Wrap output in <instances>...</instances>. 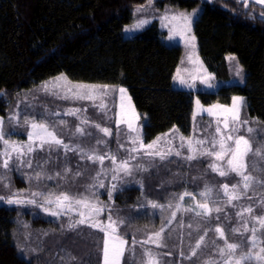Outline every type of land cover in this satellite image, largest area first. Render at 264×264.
<instances>
[{
    "label": "trees",
    "instance_id": "trees-1",
    "mask_svg": "<svg viewBox=\"0 0 264 264\" xmlns=\"http://www.w3.org/2000/svg\"><path fill=\"white\" fill-rule=\"evenodd\" d=\"M165 4L183 10L201 4L193 33L201 60L217 77H227L228 54H234L244 69L242 84H223L214 92L198 91L200 101L229 104L233 95H241L244 102L240 114L264 125V3L257 0H248L247 6L241 0H152L151 3L161 9ZM141 5H149V0H0V116L4 127L8 112L18 102L24 105L26 94L50 77L64 74L72 81L124 85L135 109L145 117L142 132L145 142L172 128L188 135L192 95L171 85L182 47L164 41L156 19L132 37L122 34L123 27L136 19L134 11ZM28 96L39 98L33 93ZM51 154L39 180L30 175L34 172L15 165L0 168V176L8 180L5 186L0 180V196L5 197L0 200V264H101L102 232L86 225L70 229L68 225L74 218H55L41 209L7 203L12 189L17 194L39 186L42 192L62 191L56 172L67 181L64 189L69 195L77 198L88 195L91 200L103 203L114 220L124 221L118 233L127 241V250L120 264L140 261L144 249L163 255L160 258L163 264H176V260L199 264L198 259H218L214 252L225 244L215 232L217 226L225 229L228 242L235 240L230 220L220 213L203 219L183 208L175 209L177 202L182 206L186 203L185 199L179 201L180 194L189 192L204 201L198 194L205 186L215 190L223 182H230L229 176L218 177L207 171L195 178L194 166L179 157L149 161L143 173L135 170L136 177L129 176L127 184L117 186L110 199L111 187L106 182L102 188H91L95 190L92 194L86 188L84 184L92 174L84 173L82 165H72L75 159L71 152L54 158ZM65 165H70L67 172ZM73 180L77 183L72 184ZM134 181L143 183V190ZM150 201L165 207L153 208ZM169 203L172 208L167 207ZM173 211H177L176 219L165 227L160 247L139 243L159 231ZM107 214L104 211L101 219ZM181 219L188 224L181 227ZM190 224L192 228L188 227ZM197 225L200 229L206 226L207 238L205 247L193 257L190 245L204 235V231H197ZM133 240L137 241L135 245Z\"/></svg>",
    "mask_w": 264,
    "mask_h": 264
},
{
    "label": "rangeland",
    "instance_id": "rangeland-1",
    "mask_svg": "<svg viewBox=\"0 0 264 264\" xmlns=\"http://www.w3.org/2000/svg\"><path fill=\"white\" fill-rule=\"evenodd\" d=\"M194 10H195V16L193 22L202 10L201 4L188 10L179 9L167 4H165L162 9L160 8V6H152V5L145 6L142 11H137L136 8L134 11V13L136 14V19L133 22L125 25L122 30V34L124 37H132L136 35L141 29H143L146 25H148L152 20L156 19L160 30L164 33V38H163L164 41L167 44H177L182 47V53L179 63L172 74L171 85L174 88L186 90L190 92L192 95V102H193L192 120H191L190 133L188 135H182L179 131L174 132L173 131L174 128H172L167 132L158 134L151 141L145 142L142 138L143 123L145 122V117L141 116L135 109L132 100L130 98V95L124 85H120V84L109 85V84H101V83L78 82L68 79L64 74H58L41 82L40 84L37 85V87L33 89L31 93L37 94V96H39L40 99L39 98L33 99L32 96H28L31 93L26 94V96L24 97L25 104L23 105L18 102L13 107V110H11V112H8L9 114L7 115H9L8 116L9 119L5 120V127L4 124L0 125V129H2L5 139H8L12 142L27 144L29 143L28 132L31 129L28 125L24 123V121L28 120L30 123L31 122L46 123L49 125L50 131L53 130V128L55 129L59 138H61L65 144L71 146L80 145L86 150L88 154H91L92 150L95 149L96 155H104V154L115 155L118 158V161H120V160L129 159L128 149L132 147L138 148L140 140H142L145 145L151 144L153 141H156L158 137H163V135L167 133L168 134L167 138L160 140V142L155 146V151L168 152L169 149H172V154L169 155L168 158L173 157L177 159L179 157L180 159L186 160L188 164L191 163L190 165L194 166L195 168L194 171L192 172L195 178L202 177L203 175H205L207 171H211L212 173H215L218 177H220V175L217 172L212 171L210 165L213 164L214 162L217 164L225 165V170H226V161H214V158L211 156L200 155V152H203L205 148H210L211 145L210 144H205L203 146L194 145V147L198 148V151H196L195 153H190L187 146H185L184 148H180L181 145L180 137L183 136L185 138H193V141L195 139L211 140L212 136L215 134L218 121L222 120L221 114L224 113L225 109L232 107L233 104L232 98L234 96H239V97L242 96L233 95L229 104H222L218 102L204 104L199 99L198 91L214 92L223 84H242L244 81L245 72L234 54H228L225 56V60L227 62V71H226L227 77L225 79L217 77V75L213 71H210L205 66V64L203 63V61L201 60L198 54L197 39L193 33V22L191 24L190 32L180 33L178 29L179 26L182 25V21H180L179 19L176 21L171 20L172 16L179 17L181 14H192ZM163 17H167V19H164ZM139 20H146L147 23H145L140 28H134L133 26ZM174 29H177L176 34H173ZM192 36L195 37L194 42L191 41ZM229 57H235V59L230 60L228 59ZM238 67L242 70L240 75H237ZM177 75L183 76L189 83L194 82L196 85L195 88H189L186 85H181L177 80L174 79V77H176ZM209 75L212 77L210 83H212L214 87H207L206 85L202 84L199 79H196L195 81L192 80L193 76L199 77V76H209ZM45 85L47 86V90H45ZM79 85H88V86L108 85L110 90L107 93L99 92V91L94 93V99H78L75 98L73 94L68 90L75 89ZM120 88L126 89V94L123 98L121 97V93L119 92ZM197 100H199L200 102L199 105H197L196 103ZM213 106H217V107L213 108ZM209 108H213V113H215L214 115L209 114L207 111H204ZM77 109L80 110L77 115L67 114L68 112ZM125 110L127 111V115H125ZM118 114L123 119L133 120L132 130L128 128L126 123L121 124L119 130L117 129L116 119ZM14 115H16V118L10 119ZM99 116H101L102 118H100ZM136 116H138V119H135ZM0 118L2 117L0 116ZM84 120H87L88 123L81 124V121ZM240 120L248 121V123L236 124L235 127L237 131L234 133V135L245 136L246 138H249L252 141L253 149L260 147L261 145H264V125L253 118H247L245 116H242L241 114H240ZM61 121H64L65 123L61 124ZM94 124H100L101 127L110 128L112 130V135L105 136L102 132H99V130L93 126ZM78 125L83 127L86 133H92V135L79 136L75 134V130ZM219 126L223 128L222 123H220ZM248 128H252L254 131L249 133ZM21 135L24 136V139L19 138ZM100 139H103L105 143L97 144V140ZM132 139L137 140V143L135 145L129 143V141H131ZM121 144L124 145L123 148L120 147ZM228 144L234 147V143L232 141H229ZM4 150H5V146L3 145V142L0 141V152H3ZM176 151H180L181 154L176 155L175 154ZM50 152H52L51 155L53 156V158L57 156V154L67 155L69 152H71V157L75 159L72 165H74L75 167L82 165L84 166V170H83L84 173L91 172L92 175L89 176V178H87L88 182L84 184L86 188L90 189L91 194L95 192V190L91 188L93 187L102 188L99 186L101 181H103V183L106 182L107 186L109 185V187H111L112 184H116L117 186L127 184L126 179L129 176H124L123 174H121L120 179L118 180L112 179V176L115 175L116 173L110 171V169L115 167L110 159H106L102 165L99 162V160L93 162L92 160H88L86 156L84 159H81V156L78 152L66 150L63 146L53 145L51 149H49V147L45 145L43 150L37 149V151L30 154L29 157L25 158L32 160L33 163L32 168H28L26 163L24 166H20L19 161H15L11 165H15L16 168H21L23 170L27 169L34 172L30 174L32 176L33 174L35 175L36 172L41 171L44 165H47L48 159L50 158L48 156L50 155ZM132 155L136 156V159L130 160L129 161L130 164H132L133 166L142 165L143 168L145 166V163L149 161L154 162L155 160H160L159 157L145 156L143 152H141L140 154L132 153ZM188 155H195L197 158L193 160H188L186 159ZM2 159L3 157L0 156V161H2ZM194 160L197 161L195 162ZM171 161H173V159H171ZM247 164H248V171L250 174L256 177L257 180H264V159H260L258 156L250 154L247 157ZM37 165H41V167H37ZM64 167H65L64 170L70 169V165H65ZM102 168L109 171H107V174L101 173V175L97 177V173L101 172ZM139 171H142L143 173V170H136V172L138 173ZM58 173L59 172H56L55 174L57 175ZM57 176L62 185L60 187L62 191L50 190L49 192H42L43 188L42 187L40 188L39 186L37 189L33 187L35 190L34 189L30 190L28 188L23 189V191H20V193L17 194L14 193L12 189L11 191L12 194L9 197L12 198L18 197L26 202L21 204L13 203L11 205H18V206H22L23 208H29V209H38V210L41 209L44 214L53 216L50 214V212L44 211V207H49V205L45 204L44 201L46 198H49V194H52L51 198L54 199L55 196L59 195L60 193H67L66 189H64V186L68 185L66 183L67 181L63 178L62 174L59 173V175ZM130 176L136 177L135 169L132 175ZM228 176L231 177V181L230 182L225 181L222 184H220L218 188H215V190L212 193V197L209 200L203 201L198 196H194V195L192 197H185L184 199L186 200L185 203L186 205L184 204L182 208L185 209L189 207H194L198 202L199 203L207 202L209 203L210 207H212L213 209H215L216 207L221 208L222 210L220 212L213 211L211 215L213 214L216 215L217 213H220V215L224 216L227 220H230L229 222L230 230L232 231L233 229L237 230L235 232L233 231V233H235L236 235L235 234L233 235L234 236L233 239L235 240L231 242L232 243H240L241 241L247 242V240L251 237L250 229L256 228L257 251H258L259 248L261 247L260 242L264 241L263 238L264 231L260 230L261 226L254 218L257 216L264 217V186H261L259 183L254 184L247 191V194L242 196L240 200L234 201L233 204H228L227 197L224 195L221 186L224 184H228L231 188V185L238 184L241 179L235 173H230ZM1 182H3L4 186L8 184V180L2 179ZM74 183L76 184L77 182L73 180L72 184ZM82 183L84 182H81V184ZM134 183L139 185V187H141L143 190L144 188L143 183L138 181H134ZM90 185L92 187H89ZM33 193H41V195L33 196ZM33 199L36 201V203H27V201ZM212 201H216V203H212ZM248 207H251L253 209L251 213L243 211V209ZM74 208H75L74 211L66 210L65 212H61L60 215L54 217L55 218L63 217L67 219L74 218V220L72 221L73 223L74 221H77L81 218L79 212L81 210H84L75 205ZM84 211L85 214L87 215V211L86 210ZM104 211H106L107 214V210ZM196 211H200V209H196ZM102 213H100L98 219L102 223L107 224L108 214L105 216V219H101ZM193 213L196 216L195 212ZM237 213H242V215H237ZM201 218L204 219L207 217H201ZM232 218L233 221L231 222ZM234 221L236 224L234 223ZM179 224L186 226L188 222L186 220L181 219V221H179ZM84 225L88 226V224H84ZM88 227L91 228L90 226ZM246 227L249 229L248 231H246ZM94 230L100 231L99 229H94ZM113 235L114 236L118 235L119 237H121L118 233V229L116 233H113ZM237 235L240 239L237 238ZM219 249H220L219 247L216 248L214 252L215 254L214 257H216L217 254L219 256ZM248 250H249L248 247L242 249V251H248ZM154 254L158 255L159 259L161 257L163 258V255L161 256L157 252ZM218 259H220V256ZM198 260H200L199 264H205L206 260H201V259ZM176 261H177L176 264H191L186 260L183 261L176 260ZM101 264H103V262H101ZM135 264H140V261H137ZM161 264H163L162 261ZM192 264H195V262ZM252 264H256L255 260L252 261Z\"/></svg>",
    "mask_w": 264,
    "mask_h": 264
},
{
    "label": "snow or ice",
    "instance_id": "snow-or-ice-1",
    "mask_svg": "<svg viewBox=\"0 0 264 264\" xmlns=\"http://www.w3.org/2000/svg\"><path fill=\"white\" fill-rule=\"evenodd\" d=\"M241 2L245 3L247 6L248 0H241ZM259 3H264V0H257ZM152 0H149V5H151ZM145 6L141 5L137 8V11H142ZM195 16V10L192 14H181L179 17L172 16L171 20L182 21V25L179 26V32L185 33L191 31V24L193 22ZM167 19V17H163ZM145 23L146 20H139L133 27L140 28ZM177 33V29L173 30V34ZM191 41H195V37H191ZM194 46V44H193ZM228 59L232 60L235 57H229ZM241 69L237 68V75H240ZM181 85H186L189 88H195V83H189L183 76L177 75L174 77ZM199 79L200 82L207 87H214L212 83H210L212 77L209 76H193L192 80L195 81ZM45 90H47V86L45 85ZM108 85L103 86H88V85H79L75 89H69L68 91L73 94L75 98L78 99H94V93L96 92H104L107 93L109 91ZM119 92L121 93V97L123 98L126 94V89L120 88ZM67 98V97H66ZM233 104L231 108L225 109L222 115V120L218 121V125L215 130V134L212 136L211 140L207 139H195L193 138H185L183 136L180 137L181 145L180 148H184L187 146L190 153H195L198 151L196 146H203L205 144H210V148H205L203 152H200V155L211 156L214 158V161H226V170L225 165L213 163L210 165L212 171L217 172L221 177H226L230 173H235L241 179L238 184L231 185V188L228 184H224L221 186L223 189L224 195L227 197V203L233 204L234 201L240 200L242 196L247 194V191L254 185L259 183L261 186H264V180H257L252 174L248 171V164H247V157L251 155H256L260 159H264V145L253 149L252 141L245 136H235L234 133L237 131L235 125L236 124H247L248 121H241L240 120V111L243 107L244 98L239 96H234L232 98ZM197 105H199V100L196 101ZM217 106H213L215 108ZM213 108L206 109L209 114L213 113ZM80 110L70 111L68 115H77ZM18 115V114H16ZM16 115L11 117L10 119L16 118ZM125 115H127V111L125 110ZM195 115V114H194ZM138 119V116L135 117ZM3 119L0 118V125H2ZM24 123L30 127V131L28 132V140L29 143L22 144L19 142H12L8 139H5L2 129H0V141L3 142L5 146V150L0 152V156L3 157L2 161H0V167L4 169H8L12 163L15 161H19L20 166H24L25 163L27 164L28 168L33 167V163L31 159H25L29 157L30 154L34 153L39 150H43L45 145L51 149L53 145L56 146H63L66 150L78 152L81 156V159H84L85 156L88 160H92L95 162L99 160V162L103 165L106 159H110L115 166L114 168L110 169V171L115 172L116 174L112 176L113 180L120 179V175L123 174L124 176L132 175L134 169L135 170H146L143 168L142 165L133 166L130 164V160L136 159V156L132 155V153L140 154L143 152L145 156L150 157H159L160 160H166L169 155L172 154V149H169L168 152L163 151H155V146L160 142L161 139H166L168 134H164L163 137H158L156 141H153L151 144L145 145L142 140L139 141V147H132L128 149L129 151V159L128 160H120L115 155H96L95 149L92 150L91 154H88L86 150L81 147L80 145L71 146L65 144L64 141L59 138L58 134L56 133L55 129L49 130V125L46 123H37V122H29L25 120ZM65 123L61 121V124ZM88 123L87 120L81 121V124ZM127 124L130 130L133 129V120L132 119H123L120 115H117L116 125L117 129L121 124ZM223 124V128L219 126V124ZM99 132H102L105 136H111L112 130L108 127H101L100 124L93 125ZM173 131H178L177 129H173ZM254 130L252 128H248V132L251 133ZM226 133V134H225ZM75 134L79 136H91L92 133H86L84 128L81 126H77L75 130ZM219 138V139H217ZM232 141L234 143V147L229 145L228 142ZM105 143L103 139L97 140V144ZM132 145L137 143L136 139H132L129 141ZM121 148L124 147L123 144L120 145ZM218 147V150H217ZM176 155H180V151L175 152ZM197 157L195 155H188L186 159L193 160ZM37 167H41V165H37ZM69 171L65 169V172ZM105 169H101V172L97 173V177L101 175V173L107 174ZM43 175V171L36 172L35 178L40 179ZM59 175V173L57 174ZM76 175H80L79 172ZM51 177H49L50 179ZM3 177L0 176V180ZM100 187H104L103 181L100 182ZM242 186V189H241ZM89 187H92L91 185ZM117 185L112 184L111 190L109 191V198L111 199V192L116 190ZM214 189L208 186H205V189L201 191L198 195L203 198L205 201L209 200L211 194L213 193ZM231 193V194H230ZM41 195V193H33V196ZM52 194H49V198H46L44 203L49 205V207H44L45 212H50L51 215L57 216L60 215L61 212H65L66 210H75L74 205L84 209L87 211V215L85 214L84 210L79 212L80 219L70 223L68 228L75 229L79 225L88 224L91 228L99 229L104 233L103 239V264H120L121 258L123 257L127 245V241L123 238L119 237L118 235H113V233L117 232L118 227L124 223V221L120 218L113 219L112 215H108V223H102L98 217L100 213L105 210V205L100 201L91 200L88 196L81 195L79 198L73 197L68 193H60L56 195L55 198H51ZM193 194L189 192H185L180 194L178 199L179 201H183L185 197H192ZM194 198V197H193ZM5 197L0 196V200H4ZM26 201L20 198H7V203L9 204H21L25 203ZM27 203H36V201L29 200ZM153 208H164L165 205L158 204L157 202L150 201L149 202ZM212 203H216V201H212ZM54 206V207H53ZM168 208H172L173 205L169 203L167 205ZM182 204L177 202L175 204V209L177 211L181 210ZM196 209H200V211H196ZM222 209L216 207L213 209L210 207L209 203H197L194 207L185 208L184 211L195 212L197 217H208L211 215L213 211L220 212ZM177 211H173L171 213V218L165 221V224L162 225L159 231H156L147 236L144 241H140L141 244H154L156 247L161 246V240L163 233L165 231V227L168 224H171L174 219H176ZM243 211L251 213L253 209L251 207L243 209ZM237 215H242V213H237ZM261 226V231H264V217L257 216L254 218ZM181 227L183 225L181 224ZM189 228H192V225H188ZM249 229L246 227V231ZM197 231H204V235H200L199 239L197 240L195 245H190L191 249V256L195 257L199 254L203 247H205V241L207 238V230L206 226L205 229H200L197 225ZM233 231H237L233 229ZM251 237L245 241H241L240 243H232L228 242V239L225 235V229L221 226H217L215 228V232L219 234V237L224 240L225 247L219 249V256L220 259H209L205 261V264H252V261L255 260L256 264H264V241H261V247L257 251V229L251 228ZM133 245L137 243V241H132ZM248 247V251H242L243 248ZM255 253V255H254ZM74 259V258H73ZM140 264H161L159 256L155 255L151 249H144L143 254L141 256Z\"/></svg>",
    "mask_w": 264,
    "mask_h": 264
},
{
    "label": "crops",
    "instance_id": "crops-1",
    "mask_svg": "<svg viewBox=\"0 0 264 264\" xmlns=\"http://www.w3.org/2000/svg\"><path fill=\"white\" fill-rule=\"evenodd\" d=\"M101 262H103V252H102V258H101Z\"/></svg>",
    "mask_w": 264,
    "mask_h": 264
}]
</instances>
